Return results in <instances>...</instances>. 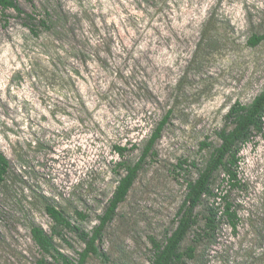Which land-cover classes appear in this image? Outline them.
Listing matches in <instances>:
<instances>
[{"label": "rangeland", "instance_id": "374dc122", "mask_svg": "<svg viewBox=\"0 0 264 264\" xmlns=\"http://www.w3.org/2000/svg\"><path fill=\"white\" fill-rule=\"evenodd\" d=\"M51 30L31 33L0 9V150L9 170L0 187V264H35L30 228L50 234L46 204L90 232L156 125L167 122L98 248L107 261L150 264V239L176 224L186 184L196 179L224 116L264 88V0H17ZM202 143L207 147L203 148ZM113 146L128 150L119 156ZM237 164L213 176L214 196L195 210L181 243L186 264H264V125L238 146ZM179 163L182 168H178ZM234 185V186H233ZM228 202L235 230L222 215ZM216 229L208 232V210ZM80 212L85 220L75 216ZM56 248L71 260L83 245L71 233ZM50 264H58L51 262Z\"/></svg>", "mask_w": 264, "mask_h": 264}, {"label": "trees", "instance_id": "16d2710c", "mask_svg": "<svg viewBox=\"0 0 264 264\" xmlns=\"http://www.w3.org/2000/svg\"><path fill=\"white\" fill-rule=\"evenodd\" d=\"M30 3L31 0H23ZM1 10H13L17 16L22 17L26 22V26L31 33L37 35L32 24L51 30L54 26L49 14L45 19L37 20L36 17L25 12L20 8L17 0H0ZM264 41V33L261 35H252L247 45L256 47ZM168 116L156 125L147 140L141 155L137 162L132 165L119 163L118 166L123 168L124 175L118 180L117 185L105 206L103 213L98 216V224L95 225L90 232L79 228L72 223L59 209L51 204L44 206L47 217L52 222L51 232L47 234L40 226H32L30 228V238L38 249L41 257L35 264H86L90 257H97L103 261H107L106 255L99 250L98 243L102 238L105 227L113 220L116 209L121 204L130 190L133 182L137 178V174L141 169L142 163L151 153L156 141L161 137V132L167 122ZM226 123L231 125L230 129H221L217 133L219 145L211 152L204 167L198 172L195 180L186 184V193L176 212V224L171 232L166 235L163 241L150 239L151 244V260L150 264H186L187 260L194 258V247H188L185 251L180 249L181 243L185 240L189 231L196 224L195 210L199 206L204 196H214L211 190V182L214 174L222 169L228 176L229 182H236L235 173L231 168L237 164L238 146L250 140L253 134H261L264 125V88L257 94L247 105L240 103L233 104L224 116ZM203 148L209 146L202 143ZM113 150L119 156H123L128 149L125 147L113 146ZM183 163H179L178 168H182ZM9 170V161L0 150V187L5 181V177ZM234 186V185H233ZM231 204L226 202L223 206L222 215L229 219L233 230L236 227L237 217L231 211ZM209 214L206 218L208 232H214L216 229L215 219L217 213L214 209L208 210ZM75 216L78 220H85L86 216L80 212H76ZM71 233L83 245L80 252L77 253V259L71 260L63 255L55 246L53 238L56 237L64 243L66 242L65 234Z\"/></svg>", "mask_w": 264, "mask_h": 264}]
</instances>
